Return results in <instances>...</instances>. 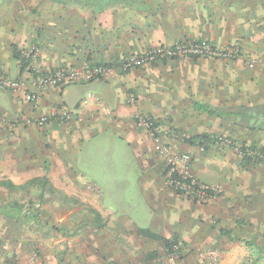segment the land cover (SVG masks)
I'll return each instance as SVG.
<instances>
[{"label": "crops", "instance_id": "1", "mask_svg": "<svg viewBox=\"0 0 264 264\" xmlns=\"http://www.w3.org/2000/svg\"><path fill=\"white\" fill-rule=\"evenodd\" d=\"M109 1L98 3L89 14L83 9L58 8L52 21L41 16V21L30 26L16 10L7 12V0H0V68L8 75L31 76L28 68L21 71L14 54L31 42L39 48V70L81 64L113 67L106 78L49 87L36 99H28L23 90L0 88V181L38 194L30 202L0 201L7 211L2 212L7 218L4 221L9 225L24 220L41 226L35 208L48 206L40 203L41 193L78 190V185H72L74 180L87 196L91 192L97 196L81 201V207L86 208L83 214L94 226L85 232L83 219L87 218L82 216L79 223L83 226L75 232L86 234L82 237L87 240L95 239L97 247L101 240H116V247L103 254L76 248L81 261L71 264H160L153 257L167 239L179 243L184 254L200 258L199 248L222 247L226 257L211 264H246L244 244L264 253L259 228L264 224V210L257 201L260 186H242L241 170L230 168L224 153L212 152L194 173L203 181L218 183L222 195L205 204L175 193L165 185L156 147L135 126V117L148 114L159 123L170 121L198 131L209 129L204 124L216 121L238 138L241 133L253 132L243 120L257 119L259 115L249 113L250 109L259 113L258 106H264L263 75L258 71L263 68H240L239 62L247 66L245 58L264 59V0ZM23 20L26 23L21 25ZM184 39H206L221 47L237 45L246 57L232 62L208 59L188 63L192 70L188 73L185 65L181 66L185 61L176 60L122 68V58L130 53ZM199 104L219 113L210 114ZM64 110L69 112L67 119L62 118ZM42 115L48 120L40 126L37 120ZM259 171L262 176L264 170ZM88 174L90 178H112L107 183L117 192L134 187L140 200H118L116 212L109 210L102 206L98 190L89 187L95 182L87 183L84 176ZM137 204L142 206L136 208ZM68 206L73 208L72 203ZM14 208L20 209L18 214L11 212ZM26 210L31 217L22 216ZM106 222L113 225L110 236L101 225ZM14 230L5 226L0 231V237L8 236L12 243L6 256L13 264H27L23 238H16L19 243L15 244L11 236L18 230ZM121 240L136 243L122 248ZM105 252L112 256L106 262Z\"/></svg>", "mask_w": 264, "mask_h": 264}, {"label": "rangeland", "instance_id": "2", "mask_svg": "<svg viewBox=\"0 0 264 264\" xmlns=\"http://www.w3.org/2000/svg\"><path fill=\"white\" fill-rule=\"evenodd\" d=\"M9 2V5L5 8H8L9 11L12 13L14 10L17 11L18 17H23L28 20V23L30 26L36 25L40 20L39 17L43 16V19L48 21H52L54 19V10L56 9H64V7L68 8H74V9H83L86 14H89L90 11L94 6H96L98 3H103L106 0H65L64 4L60 3L56 0H7ZM109 2H113V0H110ZM87 9H84L85 7H88ZM82 10V11H83ZM116 11V8H115ZM108 13V12H107ZM24 19V20H25ZM22 21L21 25L26 23V21ZM28 27V26H27ZM194 40V39H190ZM196 40H204V39H196ZM206 40V39H205ZM180 41V40H179ZM208 41V40H207ZM177 42V41H176ZM210 42V41H208ZM32 43V42H31ZM29 44L28 47H25L23 50H17L14 52L16 54L17 52H20L22 56L31 58L30 64L27 67L28 72L31 73V76L35 74L36 71L39 69V65L36 62L38 59L39 54V48L36 44ZM175 43V42H174ZM211 43V42H210ZM168 45V44H167ZM155 46V45H152ZM151 47V46H150ZM221 47V46H220ZM239 47V46H238ZM149 48V47H148ZM241 50L242 57L239 58H245L246 54L244 51L239 47ZM219 60L221 62H224L223 59L219 58H213L206 55H184V56H177L173 58H164L162 60H158L156 64L159 63H165L170 62L172 60L179 61H185V73L191 72L189 71V65L188 63L196 62L199 60ZM248 58H245V62H247ZM237 59L228 60L230 62L237 61ZM243 61V60H242ZM244 62V63H245ZM152 63V64H153ZM240 63V68L245 67L249 68V65L246 63L243 64ZM238 67L236 64L234 65ZM21 67V66H20ZM42 67V66H41ZM25 68V69H27ZM58 67L50 68V69H41L40 71H53L57 69ZM200 71L204 72L205 69H202V65H200L199 68ZM264 69L258 70L263 75V81H264ZM21 71L23 72V69L21 67ZM185 75V74H184ZM28 76H20L16 77L22 80H28L30 77ZM186 76V75H185ZM259 113L257 110H251L249 113H253L256 115H259L257 119H249V120H243L246 122L249 127H252L251 129H254L251 133H241L242 138H238L236 136V133H228L227 129L222 128L221 126L217 124V122H207L204 125H208L209 129L198 131L196 129H186L182 128L181 126L170 124V121L165 123H159L161 130V134L164 136V141L166 142L169 147H171L175 152H186L189 153L192 156V164L191 168L194 172V168H196L200 162L207 163L208 159L211 158V153H224L226 156L227 164L238 172V170H241L239 173L242 174V186H246L248 189L256 188L257 186H260L259 190H257V193L260 194L257 198V201L260 202L259 204L262 205L264 210V198L262 197V194L264 195V181L261 183V178L264 179V174L261 176V173L259 170H264V106H258ZM255 115V116H256ZM260 117L261 120H260ZM244 123V124H246ZM210 125V126H209ZM185 134L187 136H185ZM152 140V139H151ZM153 141V140H152ZM154 146L156 147L155 152L163 164L164 167V183L166 184V164L164 160L159 156L157 152V146L153 142ZM211 161V160H209ZM131 169L132 166H131ZM132 171V170H131ZM253 171L256 174L253 175ZM195 175L197 177L198 174L195 171ZM130 179L131 177L130 173L127 175ZM85 179L87 180V183H93L95 182L94 186H91L93 184H89V187H93L94 189L98 190V193L100 194V201L102 206H104L107 209H112L116 212V201L121 200L124 202H131V203H138L140 200V195L138 194L136 188L131 187V190L125 191V192H117L111 189L110 185H108V180H112L110 177H104L101 175H97L96 177H91V175H85ZM201 180V179H200ZM252 180L257 182L258 184H253ZM203 181V180H201ZM135 182V183H134ZM210 184L217 185L218 183H213L209 181H205ZM131 184L134 186L137 185L136 181H131ZM253 184V185H252ZM72 185L76 187L78 185V190L69 191L67 193L65 192H44L41 193L43 195V198L41 197V204L48 205L43 207L35 208V214H39L40 220L42 221L41 226L32 225L31 222H23L20 224H17V222H11L9 225L4 220H7L5 218L6 215H4L2 212H0V231L2 227L9 226L10 229L13 232H16L14 229L18 230L16 235H12L13 242L15 244L19 243V236H22L23 241L22 244L24 248L27 250L28 256H27V264H71L74 261L80 262L81 257L80 255H76L74 250L76 248H89V249H96V253L103 254L104 251L112 250L113 246L116 247V240L112 239H104L99 241L100 247L96 246V240L95 239H89L87 240L86 237H82V235H85L81 232L78 234L75 232L77 229H80L82 224H80L81 217L83 216L87 218L86 214H83L84 211H86V208H82L81 201H86V199H92L93 197L97 198L95 192H91L90 196H87L84 191H81V184L78 181H72ZM221 187V186H220ZM170 188V187H169ZM172 191H174L172 188H170ZM222 191L220 194L216 195H222L223 188L221 187ZM177 193L176 191H174ZM179 194V193H178ZM34 195H38L36 192L33 194L32 191H26V190H18L15 187L9 186L7 183H1L0 181V201H33ZM182 195V194H181ZM257 195V194H256ZM185 196V195H184ZM215 198V197H213ZM261 198V199H259ZM73 200V202H72ZM74 200H77L78 203L75 204ZM38 202V200H35ZM196 201V200H195ZM50 202H58L59 204H52ZM63 202V204H61ZM69 203H72L73 208L69 207ZM206 204V202H203ZM27 205V203H25ZM23 204V205H25ZM80 205V206H79ZM142 206V204L135 205L136 208ZM203 205H201L202 207ZM32 209H30L29 212ZM70 210H72V213L70 214ZM103 210V209H102ZM128 211V209H126ZM28 210H26L23 214L24 217H28L31 213H29ZM90 214V213H89ZM28 215V216H27ZM264 215V213H263ZM211 218V216H209ZM87 219H83V224L85 226V232L89 230L90 226H94L93 224H90ZM86 222V223H85ZM263 223V222H261ZM97 225V224H95ZM105 235H111V231L113 230V225L110 223H101ZM262 230L263 237L261 240L263 244V251H264V224L259 227ZM7 237V238H6ZM1 236L0 237V264H13L9 256H6V251L8 248L11 247L12 243L11 240L8 238V236ZM87 241V242H86ZM122 248L128 247L132 243H136V241L133 240H121L119 241ZM179 244V243H178ZM177 243H172L170 247H164L162 244H160L159 248V254L153 257V261H159L160 264H163V261L166 259V262L173 263V264H211V263H220L225 257H226V251L220 247H209V248H199L198 252L202 251H208V250H216L218 251L219 256L216 259H208L207 258H200L195 257V255H188L183 253L182 246H180L181 250V257L178 261H172L171 253L174 251V246L178 245ZM114 247V248H115ZM242 247L245 248V263L246 264H264V253L261 252L260 249L255 247H249V245L244 244ZM36 255L35 260H31L32 255ZM104 259L105 262L107 261L108 257L111 259L112 256H108V252H105ZM191 256V257H190ZM10 262V263H9Z\"/></svg>", "mask_w": 264, "mask_h": 264}, {"label": "built area", "instance_id": "3", "mask_svg": "<svg viewBox=\"0 0 264 264\" xmlns=\"http://www.w3.org/2000/svg\"><path fill=\"white\" fill-rule=\"evenodd\" d=\"M184 55H206L223 60H233L242 57L241 50L237 45H227L225 47L216 46L207 40L184 39L173 44H159L151 46L140 52L130 53L122 58V68L129 70L146 64ZM250 67H260L264 69V59L251 57L247 59ZM113 71V67L108 64H81L70 67H60L51 71H36L28 80L12 77L0 68V88L18 91H25L28 99H36L43 89L49 87H59L75 82H89L97 78H106ZM133 101V96L130 97ZM69 112L63 111L62 118H69ZM48 120V116L42 115L38 118L37 124L43 125ZM135 126L143 130L157 146L159 156L166 164V184L179 194L185 195L193 200L205 202L220 194L222 189L219 185L201 181L191 168L192 156L186 152H175L164 141L161 134L160 124L157 119L148 114H138L135 117ZM185 136H187L185 134ZM179 245L174 246L171 253L172 261H178L181 257ZM202 258L216 259L219 254L216 250L199 252ZM36 255L31 256L35 260ZM163 264H173L163 261Z\"/></svg>", "mask_w": 264, "mask_h": 264}, {"label": "trees", "instance_id": "4", "mask_svg": "<svg viewBox=\"0 0 264 264\" xmlns=\"http://www.w3.org/2000/svg\"><path fill=\"white\" fill-rule=\"evenodd\" d=\"M56 1L63 3V4L65 2V0H56ZM15 57L18 61V64L22 67L23 70L29 66L31 58L22 56V54L20 52H17L15 54ZM108 65L112 66V64H108ZM198 107L207 111L210 114H218L219 113L218 111L212 109L211 107H209L207 105L199 104ZM13 187H15V186H13ZM19 211H20V209H18V208L11 209V212H16V214H18ZM0 212H3V213L7 212V211L6 212L3 211L2 204H0ZM163 243L165 244V247H170L172 245V243H174V242L167 239V240H163Z\"/></svg>", "mask_w": 264, "mask_h": 264}]
</instances>
